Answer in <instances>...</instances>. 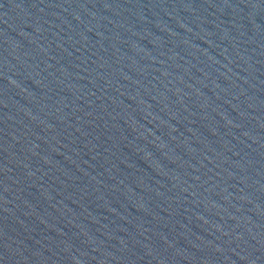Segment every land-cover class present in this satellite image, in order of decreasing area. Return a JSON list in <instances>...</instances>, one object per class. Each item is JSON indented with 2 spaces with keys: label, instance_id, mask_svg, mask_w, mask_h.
Instances as JSON below:
<instances>
[{
  "label": "water",
  "instance_id": "95a60500",
  "mask_svg": "<svg viewBox=\"0 0 264 264\" xmlns=\"http://www.w3.org/2000/svg\"><path fill=\"white\" fill-rule=\"evenodd\" d=\"M0 264H264V0H0Z\"/></svg>",
  "mask_w": 264,
  "mask_h": 264
}]
</instances>
